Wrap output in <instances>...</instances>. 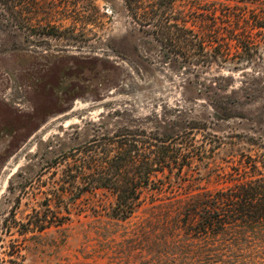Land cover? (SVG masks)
<instances>
[{
	"label": "rangeland",
	"instance_id": "obj_1",
	"mask_svg": "<svg viewBox=\"0 0 264 264\" xmlns=\"http://www.w3.org/2000/svg\"><path fill=\"white\" fill-rule=\"evenodd\" d=\"M36 2V20L53 25L55 37L29 31L23 41L0 27V260L7 264L8 246L18 242L20 264H172L156 254L142 257L123 240L166 197L182 204L227 186L225 174L240 153L264 154V27L251 26L252 16L264 21V2H173L185 26L212 47L223 40L234 54L232 34L243 33L255 44L249 55L225 62L211 52L216 57L203 66L160 50L130 22L122 0ZM190 123L202 128L195 140L204 145L203 159L179 176H161L169 186L146 191L126 222L108 217L114 197L98 188L66 200L68 219L59 227L41 233L3 227L11 213L25 222L37 207L33 198L40 199L19 184L93 136L121 126L173 135Z\"/></svg>",
	"mask_w": 264,
	"mask_h": 264
},
{
	"label": "trees",
	"instance_id": "obj_2",
	"mask_svg": "<svg viewBox=\"0 0 264 264\" xmlns=\"http://www.w3.org/2000/svg\"><path fill=\"white\" fill-rule=\"evenodd\" d=\"M36 1L0 0L2 30L21 36L23 41L29 31L40 37H55L53 25L36 20L40 13ZM174 1L122 0V3L138 31L160 50L191 66L211 63L216 57L211 52H217L225 62L241 57L243 52L249 55L255 48L245 33L243 39H239L240 34H232L239 53L235 50L230 54L231 47L223 40L212 47L206 36L186 27L175 14ZM226 9L243 21L241 12L229 6ZM252 19L251 26L264 27L262 19L257 16ZM201 129L190 123L179 133L165 135L121 126L110 134L93 136L45 166L34 179L19 184L22 189L29 187L40 199L33 198L37 207L31 208L25 222L16 221L11 213L10 219L3 221V227H15L22 233H41L59 227L68 219L64 202L98 188L108 190L114 197L108 217L124 223L144 204L146 191L161 192L169 186L161 176H179L192 161L203 159L204 145L195 140ZM229 169L230 173L225 174L230 182L227 186L196 194L182 204L166 197L167 202L152 206L151 215L139 221L123 242L137 246L142 257L156 254L172 264H264V154L251 157L240 153ZM18 204L16 200L13 210ZM8 247L6 263L20 264V244L14 242ZM0 264H4L2 260Z\"/></svg>",
	"mask_w": 264,
	"mask_h": 264
}]
</instances>
